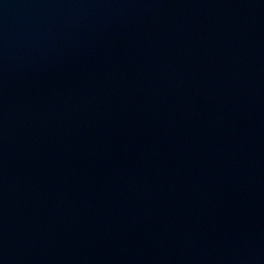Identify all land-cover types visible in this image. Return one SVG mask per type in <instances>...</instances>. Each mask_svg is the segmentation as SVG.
Returning <instances> with one entry per match:
<instances>
[{
	"label": "water",
	"instance_id": "obj_1",
	"mask_svg": "<svg viewBox=\"0 0 264 264\" xmlns=\"http://www.w3.org/2000/svg\"><path fill=\"white\" fill-rule=\"evenodd\" d=\"M0 264H264V0H0Z\"/></svg>",
	"mask_w": 264,
	"mask_h": 264
}]
</instances>
